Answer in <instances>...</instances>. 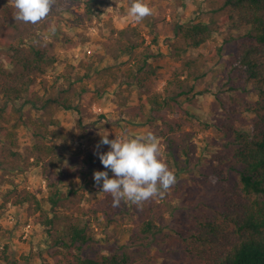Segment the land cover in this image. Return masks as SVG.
<instances>
[{"label":"rangeland","instance_id":"rangeland-1","mask_svg":"<svg viewBox=\"0 0 264 264\" xmlns=\"http://www.w3.org/2000/svg\"><path fill=\"white\" fill-rule=\"evenodd\" d=\"M132 2L105 0L88 10L86 0L58 1L46 19L50 20L49 24L40 29L35 40H31L57 59L39 79L35 91L61 95L62 89L71 82L87 85L88 90L77 99L75 108L59 107L52 113L33 93L8 102L0 95V108L4 107L11 123L23 122L17 128L15 151L27 155L36 143L41 142L61 145L67 156L57 168L62 175L60 188L63 192L57 206L48 200L50 189L40 166L10 169L6 162H2L7 171L5 178L4 170L0 169V203L5 194L13 199L19 190L27 188L38 194L43 209L50 215L59 213L85 218L91 235L81 251L64 248L55 241L54 235L61 231L59 224L49 232L39 221V214H30L28 204L9 202L0 219V264H65V257L71 253L112 255L141 248L147 253L142 264H204L190 260L179 244L164 242L165 237L160 233L149 244L139 246L129 241L130 232L144 219L155 218L164 232L174 234L195 208L206 210L213 205L216 196L212 191L221 185L216 180L207 184L204 173L214 155L224 148L227 136L220 125L227 123L233 129L251 130L256 114L248 109L259 100V90L255 84L234 77L229 58L235 46L232 42L224 44L225 28L213 32L212 37L197 48L188 46L182 34V26L196 22L219 25L222 15L217 10L216 0H144L153 14L140 23L132 22L128 16ZM11 5L12 0H0V36L6 10ZM123 28L128 29L123 40L137 48L114 60L109 54L110 39L118 36L114 29ZM88 48L92 50L91 54ZM147 54L150 57L144 67L149 73L147 78H142L144 87L137 80L142 75L136 69L133 76L129 69L137 64L141 66ZM110 65L112 74L101 78L100 72ZM113 74L117 78L107 86L106 82ZM179 79L184 81V88ZM146 85L152 86L153 94L160 98L180 93L178 113L166 109L158 112V108L146 105V99L152 95L144 94ZM191 85H194L192 91L181 94ZM51 116L58 120L56 124L52 123ZM55 131L60 135L54 136ZM148 132L159 139L162 159L168 167V159L179 161L180 165L174 162V166L169 167L175 173L179 193L170 189L163 199L146 201L141 207L121 201L119 207L111 208L104 201L112 196L100 191L102 182L101 186H96L93 176L84 179L68 176L66 167L80 149L93 148L97 155L110 150L109 145L99 143L101 135L109 133L111 140L124 135L135 138ZM162 132L178 141L173 153ZM190 132L193 134L190 138L192 154L188 162L181 151L185 134ZM9 146L10 142L0 133V161L4 147ZM83 157L84 154L81 159ZM106 171L112 178L111 170ZM72 180L76 181L78 195H83L82 202L68 191ZM28 224H31L29 228ZM6 255L16 263H8Z\"/></svg>","mask_w":264,"mask_h":264},{"label":"trees","instance_id":"trees-1","mask_svg":"<svg viewBox=\"0 0 264 264\" xmlns=\"http://www.w3.org/2000/svg\"><path fill=\"white\" fill-rule=\"evenodd\" d=\"M86 2L89 10L94 7V4L100 5L105 0H86ZM216 2L217 10L222 15L219 25L196 22L191 26H182V34L188 41V46L197 48L208 41L213 32H220L222 28H225L227 34L223 39L224 44L232 42L235 46L229 58L234 77L241 78L244 83L255 84L259 90V100L248 109L256 114V118L251 130L233 129L234 127L227 123L220 125L227 139L223 150L214 155L204 173L207 184L211 180H216L221 185L218 190L212 191V195L216 196L213 205L206 210L195 208V212L187 216L182 228L177 229L174 234L164 232L155 218H146L139 227L131 230L129 241L139 246L149 244L150 240L160 233L165 237L164 242L172 245L179 244L192 261L204 264H264V0H216ZM15 13L16 9L13 5L6 10L4 29L0 36V95L8 102L33 93L37 100L43 102L42 106L50 108L52 113H55L59 107L75 108L77 99L88 90L87 85L71 82L62 89L61 95L55 93L46 95L38 90L35 91L39 79L57 60L46 48L31 41L35 40L40 29L48 25L50 20H44L36 25L26 24L15 20ZM127 32V28L114 29V34L118 33V36L110 39L111 44L108 47L109 54L114 60H118L124 52H132L137 48V45L123 40ZM149 57L150 55L147 54L141 66L137 64L129 69V73L133 76L137 69L142 75L140 78L137 77L138 83L144 87L142 78L148 76L149 72L144 66L148 64ZM111 71L112 66H107L99 76L107 77L109 73L112 74ZM116 78L117 75L113 74L106 85L108 86ZM178 81L184 88V81L181 79ZM44 87L48 90L46 84ZM146 87L144 94H152L148 97L149 99H146V105L151 104L158 108V112L166 109L170 110L169 112L178 113L180 93L170 95L168 98H160L153 94L152 86L146 85ZM176 88L178 89V84ZM193 88L194 85H191L188 89H183L181 94L186 95ZM3 109L4 107L0 108L2 120L0 133L11 144L9 147H4L3 159L0 161L4 178L7 171L2 162H6L10 169L25 170L32 165L40 166L50 189L48 200L53 206H57L63 193L60 188L62 175L57 168L61 167L67 158L62 151V146L40 142L36 143L27 155L15 151L13 146L18 133L17 128L23 122L21 120L12 124ZM162 116L165 119V115ZM51 120L53 124L58 122L52 116ZM53 135L59 136L60 133L55 131ZM162 136L168 139L173 153L174 147H178V141L176 142L174 137L164 132ZM192 137L191 132L185 134L181 151L188 162L192 154L190 145ZM82 154L84 157L81 159ZM174 162L180 165L178 160L172 162L168 159L169 167H173ZM69 164L66 167L68 176L82 179L92 177L96 170H107L93 148L80 149ZM200 185L206 186L202 182ZM209 188L207 186V189ZM68 189L69 193L77 197L78 202H82L83 195H78L76 181L72 180ZM170 189L177 190L179 193L178 181ZM12 191L13 189L9 190L10 193ZM17 193L13 199L8 194L4 195L0 203V219L3 209L9 202L18 205L28 204L30 214H39V221L49 232H52L57 224L61 226V231L54 236L56 243L64 248H75L81 251L83 245L90 240L89 225L85 218L79 216L73 218L59 213L50 215L43 209L37 193L27 188ZM104 202L106 206L115 208L112 197L108 196ZM1 229L0 224V231ZM71 254L65 257V264H142L147 256L143 248L126 249L112 255L91 256L81 252ZM6 260L8 263H16L9 255H6Z\"/></svg>","mask_w":264,"mask_h":264},{"label":"clouds","instance_id":"clouds-1","mask_svg":"<svg viewBox=\"0 0 264 264\" xmlns=\"http://www.w3.org/2000/svg\"><path fill=\"white\" fill-rule=\"evenodd\" d=\"M16 9L15 20L39 24L46 20L58 0H12ZM153 14L144 0H133L128 9L132 22L140 23ZM54 33L55 29H51ZM109 133L101 135L100 144L109 145L110 150L99 153V159L108 171H95L93 179L100 191L111 194L113 206L121 201L141 207L152 199H163L170 188L177 183L174 171L162 159L159 139L152 133L130 138L126 135L109 139ZM99 146V145H98Z\"/></svg>","mask_w":264,"mask_h":264},{"label":"built area","instance_id":"built-area-1","mask_svg":"<svg viewBox=\"0 0 264 264\" xmlns=\"http://www.w3.org/2000/svg\"><path fill=\"white\" fill-rule=\"evenodd\" d=\"M87 50H88L89 54L92 53V50L91 49L88 48ZM27 226H28L27 228H29L31 226V224H28Z\"/></svg>","mask_w":264,"mask_h":264}]
</instances>
